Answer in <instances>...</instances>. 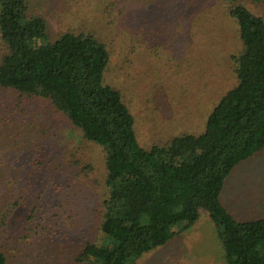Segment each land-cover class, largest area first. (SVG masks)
<instances>
[{"label":"rangeland","instance_id":"1","mask_svg":"<svg viewBox=\"0 0 264 264\" xmlns=\"http://www.w3.org/2000/svg\"><path fill=\"white\" fill-rule=\"evenodd\" d=\"M26 2L30 14L46 21L49 39L65 31L88 33L105 45L103 82L120 92L144 149L203 132L214 105L236 85L233 57L241 43L229 10L239 5L264 20V0ZM4 52L0 41V58ZM103 156L102 148L83 141L50 103L20 98L0 86V212L12 210L14 238L0 243L11 251L7 264H85L75 258L88 234L82 229V238L74 236L71 228L85 220L82 201L61 207L58 199L39 198V174L63 170L70 182L101 191ZM220 202L236 221L264 219V148L232 168ZM33 207L39 210L32 215ZM27 216L31 221L24 223ZM134 264H224V251L214 223L200 210L189 228Z\"/></svg>","mask_w":264,"mask_h":264},{"label":"trees","instance_id":"2","mask_svg":"<svg viewBox=\"0 0 264 264\" xmlns=\"http://www.w3.org/2000/svg\"><path fill=\"white\" fill-rule=\"evenodd\" d=\"M229 13L241 43L233 57L236 85L214 105L203 132L144 149L120 92L103 82L105 45L88 33L65 31L49 39L46 21L29 13L26 0H0V86L50 103L83 141L104 153L101 191L70 182L63 170L39 174V198L58 199L61 207L82 201L85 220L71 225L74 236L82 238V229L88 234L76 254L79 263L134 264L204 210L221 241L224 264H264V219L236 221L220 202L232 168L264 148V20L239 5ZM11 212H0V243L14 239ZM6 245H0V264L11 255Z\"/></svg>","mask_w":264,"mask_h":264}]
</instances>
